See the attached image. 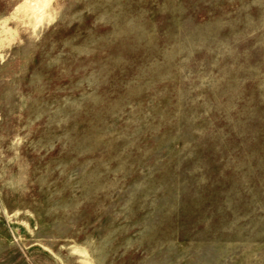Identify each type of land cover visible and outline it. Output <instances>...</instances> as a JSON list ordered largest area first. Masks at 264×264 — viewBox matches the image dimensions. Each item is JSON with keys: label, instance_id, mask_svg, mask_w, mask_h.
<instances>
[{"label": "rangeland", "instance_id": "374dc122", "mask_svg": "<svg viewBox=\"0 0 264 264\" xmlns=\"http://www.w3.org/2000/svg\"><path fill=\"white\" fill-rule=\"evenodd\" d=\"M0 264H264V0H0Z\"/></svg>", "mask_w": 264, "mask_h": 264}]
</instances>
